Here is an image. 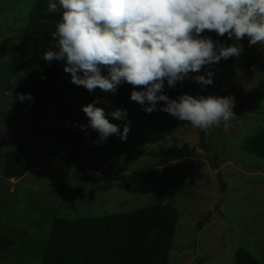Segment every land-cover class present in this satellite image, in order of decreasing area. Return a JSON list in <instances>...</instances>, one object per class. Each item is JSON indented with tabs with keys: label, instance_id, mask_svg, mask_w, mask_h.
Returning a JSON list of instances; mask_svg holds the SVG:
<instances>
[{
	"label": "rangeland",
	"instance_id": "obj_1",
	"mask_svg": "<svg viewBox=\"0 0 264 264\" xmlns=\"http://www.w3.org/2000/svg\"><path fill=\"white\" fill-rule=\"evenodd\" d=\"M36 0H0V231L13 243L0 250V264H42L43 251L57 217L75 218L128 211L158 199L179 213L176 234L169 245V264H235V251L242 247L264 262V158L247 152L246 136L264 127V45L238 42L242 51L222 85L208 96H234L236 114L204 137L187 121L169 135L145 127L130 117L116 119V91L96 88L89 92L71 82L62 71L47 117L41 125L38 145L66 148L70 129L84 137V154L95 168L119 166L134 147L160 151L171 146L198 145L203 155L161 164L159 158L143 155L128 163L121 174H103L82 162L71 165L48 163L27 171L20 178L2 174L3 153L15 143L31 100L33 81L24 72H12L9 58L29 25ZM102 75L107 69L102 68ZM10 93V95L8 94ZM95 102L110 123L130 121L126 140L110 135L96 142V130L83 112ZM225 184L221 189L217 173ZM82 184L86 197H72Z\"/></svg>",
	"mask_w": 264,
	"mask_h": 264
},
{
	"label": "clouds",
	"instance_id": "obj_2",
	"mask_svg": "<svg viewBox=\"0 0 264 264\" xmlns=\"http://www.w3.org/2000/svg\"><path fill=\"white\" fill-rule=\"evenodd\" d=\"M47 11H59L61 19L52 33L56 50L46 51L43 59L65 61L64 72L71 74L73 84L89 92L96 88L115 92L123 82L142 87L133 90L130 99L147 105L146 112L157 110L162 101L159 110L205 132L235 118V97L184 94L170 99L163 92L165 81L174 88L189 73L241 54L239 45L214 41L203 35L206 31L238 42L247 37L250 46L264 45V0H49ZM102 68L107 69L106 76ZM213 76L209 69L193 79L207 86ZM17 99L34 98L18 93ZM82 110L89 124L81 127L99 133L94 143H103L112 134L126 140L130 121L121 132L95 102ZM111 115L126 119L127 111L117 109ZM195 150L204 154L199 147Z\"/></svg>",
	"mask_w": 264,
	"mask_h": 264
},
{
	"label": "trees",
	"instance_id": "obj_3",
	"mask_svg": "<svg viewBox=\"0 0 264 264\" xmlns=\"http://www.w3.org/2000/svg\"><path fill=\"white\" fill-rule=\"evenodd\" d=\"M58 2V0H53ZM49 0H36L29 14L30 28L15 47L9 58L8 67L12 72H24L33 81L31 104L25 115L15 143L10 151L4 152L2 174L5 178H20L27 171L48 163L71 165L76 162L86 164L90 169L103 174H121L128 163L143 155L159 158L161 164L195 156V149L185 143L160 151H145L134 147L126 154L117 167L98 169L93 167L84 154V137L77 129H70L67 146L55 150L38 145L41 125L47 117L48 108L65 61L46 62L43 55L48 50H56L57 41L52 38L61 13L47 11ZM43 21V22H42ZM214 41L228 45L238 41L227 35L218 36L215 32H205ZM234 57L221 59L218 63L202 67L198 73H189L182 82L170 88L165 81L164 94L170 99L188 94L193 97H207L225 81L233 64ZM214 73L211 85H201L194 81L197 75ZM43 77V78H42ZM133 90L142 91L123 82L117 86L116 102L127 116L139 121L151 130L164 135L171 134L182 122L169 113L161 111L164 102L157 104V110L148 113L141 105L130 99ZM201 139L205 131L197 129ZM244 149L264 158V127L243 140ZM221 189L225 188L221 174L217 173ZM86 197L82 184H77L71 206L78 198ZM179 213L172 206L158 199L147 205L128 211L78 216L75 218L57 217L54 220L47 244L43 251L42 264H169V245L175 237ZM12 238L0 231V250L9 247ZM235 264H264L248 250L239 247L235 251Z\"/></svg>",
	"mask_w": 264,
	"mask_h": 264
}]
</instances>
